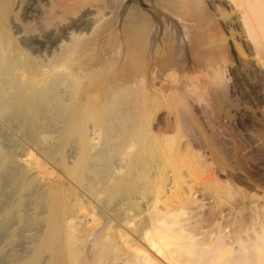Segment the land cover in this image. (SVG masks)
<instances>
[{"label":"bare ground","instance_id":"6f19581e","mask_svg":"<svg viewBox=\"0 0 264 264\" xmlns=\"http://www.w3.org/2000/svg\"><path fill=\"white\" fill-rule=\"evenodd\" d=\"M137 1L0 0V264H264L261 224L200 238L187 216L197 115L247 67L264 97V0Z\"/></svg>","mask_w":264,"mask_h":264},{"label":"rangeland","instance_id":"374dc122","mask_svg":"<svg viewBox=\"0 0 264 264\" xmlns=\"http://www.w3.org/2000/svg\"><path fill=\"white\" fill-rule=\"evenodd\" d=\"M125 1L128 2L127 8L129 6H132V5H139V4L141 5V3H139L137 0H125ZM233 55H234L235 59L238 58L236 51L233 52ZM246 57L248 58V56H246ZM237 61L238 60L236 59L235 63ZM244 70H245V68H244ZM246 70L247 71H245V72L244 71H241L240 73L234 72L233 74L229 75V77L231 78V79L229 78V84L230 85L233 84V87H236V88L231 87V90L233 88L232 92H231V90L228 91V95H229L228 96V103L232 104V106H234V108L228 104V105H225L224 107L220 108V110L219 109L213 110V108H210L211 111L213 110L211 112L210 109H208L209 106L202 107L203 111H206V110H204L205 108L208 109L207 112L208 111L211 112L213 114L214 118L211 115V113L208 116H206V115L203 116V114L205 112L202 113V110H201V114L197 115L196 119L194 120L193 126L201 128L203 137L205 138V141H207V145L201 142L198 147L196 146L197 150H194V149L193 150L196 152H199L200 154L199 153H197V154H199L201 157L205 156V158L204 157L198 158V156H199L198 155L197 158H198L199 162L203 159L204 160L203 163L206 162V163H204L206 167L203 169L204 164L203 165L200 164L201 168H202V169L200 168L201 169L200 171L202 173L199 171V173L201 174V178H199L200 174H198V177H196V178H198V182L193 184L192 188L193 187L194 188L191 190V191H195L197 189L194 197L198 199L197 200L198 205H197V203H195L196 205L192 204V206L190 207L191 209L190 208H189V210L187 209L189 211V213L187 212L188 213L187 216H189V218L188 217L187 218L189 219L188 221H190V218L192 221L194 219H197L195 221V223L193 221L191 225L192 226L196 225L195 227L197 229H199L198 232H199L200 238H202L200 235L206 236L205 235L206 231L208 233L209 228H211V229L214 228V229H216V231H218L219 227L220 228L222 227L223 228L222 231H223L225 229L224 227H226V229H225L226 231L227 230L231 231V232L229 231V235L232 236L231 234L233 233V236L235 237V235H237V232L239 231V229H241L242 227H243L242 229H244V230L246 229L245 231H247V232L251 231L249 234H253L254 230H257V227H259L260 224H261L262 228L264 226V120H263L264 119V116H263L264 115V111H263V109H264L263 108L264 107V101H263L264 97H261L262 93L260 95L258 92V89L254 88V87H257V85H258L257 82L259 81V79L253 74V72L251 70L249 71L248 67ZM241 74L243 75V77ZM249 74H251V75H249ZM235 75L237 78L235 77ZM231 76H233V78ZM234 77H235V79H234ZM238 78H241L240 79L241 81ZM244 80H246V82ZM239 83H240V85H239ZM243 83H246V84H243ZM249 83L252 85H250ZM237 86H238V89H237ZM247 87H249L248 88L249 90L246 89ZM244 88H245V90H243ZM251 88L254 89L255 91L252 90ZM234 89H236V90H234ZM250 92L251 93L253 92L254 95H253V93L251 94ZM248 93H250V94H248ZM240 94H241V96H239ZM256 95H258V96L260 95L261 99H260V97H258ZM235 96H237V97H235ZM253 96H254V98H253ZM239 99H240V101H239ZM251 99H253V100H251ZM251 102H253V103H251ZM246 103H247V105L245 106ZM202 105L203 104H201V106ZM204 106H205V104H204ZM237 107H239V108H237ZM258 107H260V108H258ZM237 109H239V111ZM236 110L238 112H236ZM245 111H247V112L245 113ZM207 112L205 114L209 113V112L208 113ZM214 112H216V113H214ZM241 113L243 115L245 113V115L243 116ZM247 113H249L250 115ZM205 116H206V118H205ZM249 117H251L252 120ZM261 118H262V120H261ZM206 119H208V121ZM208 140L211 142L208 143L209 142ZM185 141L187 143L188 140L182 139L184 146H185ZM203 141H204V139H203ZM214 143L217 145V147H216V145H214ZM210 144L214 147V149L212 146H210ZM208 147H210V148H208ZM209 160H210V163H209ZM201 163H202V161H201ZM220 163L223 164V166ZM208 164H209V166H208ZM44 166H45V168L43 169V173H42V180L43 181L49 183L51 186H53V188L59 189V187H60V189H64V190L69 189L73 192V189H74L73 184L68 183L65 187V185H63L62 181H60V184L56 185V182L58 180L57 176L59 175V173H58V171H56L54 166H52L50 163H45ZM47 166H49V167H47ZM210 166H211V168H210ZM207 167L209 168V171L207 170L208 172H206ZM216 170H217L218 174L216 173ZM183 172H184V175H183ZM188 172L189 171H185V170L182 171L183 178L186 179L187 181H185L183 178H182L183 179V181H182V179L180 178L181 179V180H179L180 183H178V185L176 186L177 189L178 188L179 189L180 188H186L188 185H191L192 183H194L193 180H195L196 178L195 179H193V178L195 176L192 178L189 177V175H191V174H190V172L189 173ZM210 172L212 173V175ZM187 174H188V176L186 177L185 175H187ZM207 177H208L207 182L210 183L213 181L212 182L213 185L211 183L212 186L208 185L209 183L206 182ZM211 178H213V179H211ZM201 180H203V181H201ZM189 182L191 184H188ZM200 182H202V183H200ZM215 183H217V185L221 186L222 188H224V190L228 191V193L231 194V195L229 194L230 195L229 198L225 197L223 199H222V196L224 197V195L218 194L219 195L218 199L220 200V203L216 198L218 196L217 193H219L218 192L219 187H214ZM179 185H181V186H179ZM70 187H73V188L71 189ZM215 190H216V192H214ZM228 199H230V200L228 201ZM81 201H83V200H81ZM83 202L85 203V201H83ZM222 202H223V204H221ZM195 206H197V207L195 208ZM201 206H202V208H201ZM195 209H197L198 211ZM196 216H197V218H196ZM259 216L261 217V221L259 220L260 219ZM251 219H253V221H255L257 219L255 222V223H257V225L254 224V222ZM222 220L225 222H226V220H228V221L224 224V222ZM258 220H259V222H258ZM198 221H200V223H198ZM235 221L237 222V224ZM229 223H230V225H229ZM220 224H221V226L218 227V225H220ZM241 224H242V226H241ZM200 225H201V227L202 226H204V227L200 228ZM237 225L238 226L240 225L239 229L236 228ZM215 227H217V228H215ZM229 227H231L232 230H233V228H235V229L232 231ZM78 228L80 229V226H78ZM201 229H203V230L200 231ZM204 230H205V233L203 232ZM235 230H237V231L234 234ZM201 232H202V234H200ZM79 234H82V233H79ZM93 236H95V235L91 234V235L87 236L90 240H88V238L87 239L85 238V243L82 244L83 247L80 245V247L82 249V255L85 256V254H83V253H86V252L88 253V251H89V254H87V255L94 256V253L93 254L91 253L93 251H90V250L91 249L93 250L94 242L97 239H96V236L94 237L95 239H93ZM235 238L238 239L239 237L236 236ZM235 238L233 240H236ZM88 245L90 246V248H88L89 247ZM91 246H92V248H91ZM237 246H238V244H237ZM86 249H88V251H86ZM238 249H240L239 246L237 247V250ZM85 257H87V259ZM85 257L83 258V256H81V264H86V263L87 264H96L94 257H93L94 261L90 258V256H85ZM85 259L87 261L86 263L84 262Z\"/></svg>","mask_w":264,"mask_h":264}]
</instances>
